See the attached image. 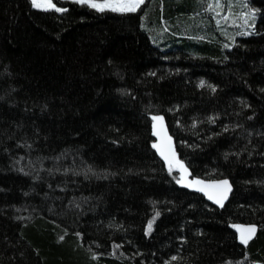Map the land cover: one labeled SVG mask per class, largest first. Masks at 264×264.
Returning a JSON list of instances; mask_svg holds the SVG:
<instances>
[{
	"label": "trees",
	"instance_id": "trees-1",
	"mask_svg": "<svg viewBox=\"0 0 264 264\" xmlns=\"http://www.w3.org/2000/svg\"><path fill=\"white\" fill-rule=\"evenodd\" d=\"M53 2L0 0V264H264V0Z\"/></svg>",
	"mask_w": 264,
	"mask_h": 264
},
{
	"label": "water",
	"instance_id": "water-1",
	"mask_svg": "<svg viewBox=\"0 0 264 264\" xmlns=\"http://www.w3.org/2000/svg\"><path fill=\"white\" fill-rule=\"evenodd\" d=\"M160 135L161 143L159 146L162 154L170 161H174L172 145L168 140L164 130L160 131ZM224 181H227V184H224ZM183 183L185 185V182ZM191 186L195 191L204 194L217 207L223 206V204L230 197V193L232 191V185L228 180L197 181ZM235 231L238 234L240 242L242 236L247 240L246 244L241 242V244L247 246L257 236L258 226L250 224H240L235 227Z\"/></svg>",
	"mask_w": 264,
	"mask_h": 264
},
{
	"label": "rangeland",
	"instance_id": "rangeland-1",
	"mask_svg": "<svg viewBox=\"0 0 264 264\" xmlns=\"http://www.w3.org/2000/svg\"><path fill=\"white\" fill-rule=\"evenodd\" d=\"M121 2H122V0H103V1L90 0V2H88V3L91 4V5L95 4V5H99V6H104V10H112V7L117 6ZM38 4L40 6H36V7H39L41 9L56 8V5L53 2V0H51V4L54 5L55 7H49L48 6V0H38ZM138 7L136 8V10L138 9ZM118 11H124V10H118ZM124 12H133V11H124ZM174 157H175L174 162H169L168 161L170 169L172 171H174V172L181 173L180 174L181 175V181L185 182V185L191 186L192 182L189 181L187 173H186V170H185L182 162L179 160L178 155H177V153L175 151H174Z\"/></svg>",
	"mask_w": 264,
	"mask_h": 264
},
{
	"label": "snow or ice",
	"instance_id": "snow-or-ice-1",
	"mask_svg": "<svg viewBox=\"0 0 264 264\" xmlns=\"http://www.w3.org/2000/svg\"><path fill=\"white\" fill-rule=\"evenodd\" d=\"M76 2L77 3H85V2H90V0H76ZM31 3L33 6H40L38 4V0H31ZM143 3H145V0H122V2L119 3L117 6L112 7V10L113 11H116V10L135 11L136 8ZM48 6L49 7H55L54 5L51 4V0H48ZM92 6L97 7L100 11L104 10V6H99V5H95V4H92ZM56 11H63V10L57 8ZM153 119H160V118L154 117ZM223 183L227 184V181H224ZM150 227H151V224H149V228ZM241 242L246 244L247 240L242 236Z\"/></svg>",
	"mask_w": 264,
	"mask_h": 264
},
{
	"label": "bare ground",
	"instance_id": "bare-ground-1",
	"mask_svg": "<svg viewBox=\"0 0 264 264\" xmlns=\"http://www.w3.org/2000/svg\"><path fill=\"white\" fill-rule=\"evenodd\" d=\"M167 138H168V137H167ZM168 140L170 141L169 138H168ZM170 143H171V145H172V142H171V141H170ZM159 147H160V146H159ZM172 150H173V157H174V148H173V145H172ZM160 151H161V150H160ZM164 157H165V156H164ZM165 158H166V157H165ZM166 160L169 161V162H174V161H170V160L167 159V158H166ZM174 160H175V157H174ZM222 180H227V179H222ZM199 181H216V180H199ZM228 181H229V180H228ZM195 182H197V181H195ZM195 182H192V184L195 183ZM230 183H231V182H230ZM192 184H191V185H192ZM231 185H232V184H231ZM191 187H192V186H191ZM192 189H193V188H192ZM193 190H194V189H193ZM231 192H232V191H231ZM200 193H201V192H200ZM230 195H231V193H230ZM228 199H229V198H228ZM208 200H209V199H208ZM209 201H210V200H209ZM226 202H227V201H226ZM226 202H225V203H226ZM212 203H213V202H212ZM225 203H224V204H225ZM224 204H223V205H224ZM239 225H240V224H239ZM245 225H247V224H245ZM254 239H255V238H254ZM254 239H253V240H254Z\"/></svg>",
	"mask_w": 264,
	"mask_h": 264
}]
</instances>
